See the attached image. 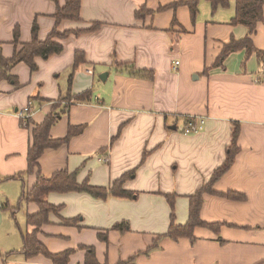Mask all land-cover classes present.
<instances>
[{"label": "crops", "instance_id": "obj_1", "mask_svg": "<svg viewBox=\"0 0 264 264\" xmlns=\"http://www.w3.org/2000/svg\"><path fill=\"white\" fill-rule=\"evenodd\" d=\"M66 1L0 0V51L6 59L32 41L35 22L41 41L55 28L61 34L73 32L62 40L60 55L36 60V72L20 63L11 70L17 83H0V179L27 170L34 125L27 128L22 120L43 123L67 92L75 53L81 51L87 63L75 74L72 95L90 91L92 100L62 103L58 111L64 113L51 137L64 139L71 126L84 131L69 144L45 151L41 172L46 178L61 170L77 172L80 183L87 180L109 189L126 173L135 172L123 185L135 198L100 200L84 193H52L46 200L61 211L42 227L40 241L52 253L74 250L69 264H85L82 247H93L99 264L130 259L134 263L129 264H264V63L254 55L244 71L245 52H237L227 58L224 69L203 75L223 45L248 34L246 27L230 24L236 0L215 12L208 1L200 0L195 25L187 7L144 20L135 17L143 6L156 11L181 0H81V21L57 26L53 16ZM174 18L179 25L173 26ZM96 22L98 30L75 34ZM253 42L264 52V24ZM115 63L154 71L155 79L128 77L117 72ZM30 102L32 111L22 118ZM187 117L205 119L203 129L184 134ZM233 122L241 124L240 153L215 191L237 192L245 201L206 196L201 219L220 224L219 233L197 228L194 241L163 238L146 254L171 225L166 195L176 196V224L187 223L190 198L225 161ZM35 181L31 176L25 183L32 188ZM22 185L0 182V264H51L43 257L25 260L12 212L2 209L5 203L11 208L18 204ZM37 212L35 204L27 205L25 223L27 214ZM67 220L76 222L66 225ZM121 222H128L129 233L112 230ZM32 230L26 225L25 231ZM100 233L108 236V243L99 239Z\"/></svg>", "mask_w": 264, "mask_h": 264}, {"label": "trees", "instance_id": "obj_2", "mask_svg": "<svg viewBox=\"0 0 264 264\" xmlns=\"http://www.w3.org/2000/svg\"><path fill=\"white\" fill-rule=\"evenodd\" d=\"M56 2V0H54ZM215 12L218 8L227 9L231 5V0H206ZM199 2L200 0H181L174 2L167 6H161L156 11H151L146 6L141 7L136 13L137 20H144L148 16H154L156 13L165 11L176 12L180 7H187L192 23L195 25L199 16ZM56 20L57 26L63 21H81V0H67L65 6H58L53 16ZM230 24L232 26H244L248 30V34L245 38L237 40L231 38L229 43L223 45L220 54L216 58L212 66L206 67L203 71V75L208 76L212 69H224L225 61L227 58L237 52H245V59L242 63V67L245 71L246 62L252 57L256 56L262 63H264V52L257 49L253 42L259 25L264 24V0H236L235 3V16L232 18ZM179 25L176 18H174L173 26ZM100 24L93 23L88 30H81L75 32L76 35H80L87 32H94L98 30ZM183 33L187 34L185 30ZM39 28L35 22L32 28V41L28 44H23L22 47L17 50L11 59L3 57L0 51V83L2 81H10L17 83V80L12 77L11 70L14 66L24 63L26 64L32 73L38 70L36 60L41 58L47 60L53 56L60 55L64 51L62 40H66L73 34L71 31H67L63 34L59 33L55 28L46 40L41 41L38 37ZM15 44L19 43V29H15ZM86 57L84 52L77 51L75 53V60L71 67L68 76V88L67 92L61 96L59 102L54 105L53 110L48 114L41 124H33L30 119L22 120L25 127L30 128L33 126L32 142L28 149L27 154V170L23 173H19L12 177L2 178L3 181H22V191L15 207H10L8 203L2 205L3 211L10 210L12 212L13 219H15L16 226L19 231V235L22 242L21 254L25 260H32L37 257H43L51 264H69L71 256L75 253L74 250H66L60 253H52L47 247L40 241L39 234L43 226L50 223V216L52 214L59 215L61 207L50 204L46 198L52 193L68 194V193H81L88 194L96 199L106 200L109 197L117 199H133L135 194L127 192L123 189L124 183L131 179L135 172H129L123 175L119 180L115 181L112 187H95L92 186L89 181L80 183L77 179V172L71 173L68 170H61L53 174L50 178H46L40 167V159L47 150H57L64 145L70 143V141L83 133L84 127L71 126L68 130L67 136L61 140H55L51 137V129L61 119L63 110L58 111L62 103L73 101L83 103L92 100V94L90 91L83 93L79 96L72 95V86L75 74L79 67L85 64ZM117 72L127 75L128 77L140 79L144 81L153 82L155 79V72L148 70H138L134 64H114ZM191 117H187L185 122ZM231 131V144L227 149L226 158L223 164L217 168L211 179L204 184L194 196L190 198L189 205V217L185 225L176 224V217L174 213L175 207V195H166V198L171 206V225L166 234L157 238L156 242L150 247L146 254L150 251L158 248V241L163 238H168L173 241H179L181 239L195 240V230L197 228H205L219 233L221 228L220 224L205 223L201 219V211L205 202L206 196L222 197L231 201L243 202L246 197L243 194L237 192L219 193L215 191V185L219 182L233 167L236 158L240 153L239 138L241 134V124L239 122L232 123ZM36 176L35 184L32 188H28L25 180L28 177ZM29 204H35L38 207L36 214L26 215V225L33 228L31 232L23 231L20 229L19 224L16 221V214ZM76 220L65 221L66 225L74 224ZM113 231L126 234L131 231L128 222H121L113 226ZM99 239L108 243V236L99 234ZM81 249L86 251L85 264H99L96 259L95 249L93 247H82ZM13 252L6 254L11 256ZM134 263V260L130 259L127 262H121L119 264Z\"/></svg>", "mask_w": 264, "mask_h": 264}, {"label": "built area", "instance_id": "obj_3", "mask_svg": "<svg viewBox=\"0 0 264 264\" xmlns=\"http://www.w3.org/2000/svg\"><path fill=\"white\" fill-rule=\"evenodd\" d=\"M32 106H33V102H30L28 108L23 113H21L20 116L22 118H24L25 116L29 117L32 111ZM204 125H205V119L203 118L198 119L191 117L189 120L186 121V124L181 129V131L184 134H197L203 129Z\"/></svg>", "mask_w": 264, "mask_h": 264}, {"label": "rangeland", "instance_id": "obj_4", "mask_svg": "<svg viewBox=\"0 0 264 264\" xmlns=\"http://www.w3.org/2000/svg\"><path fill=\"white\" fill-rule=\"evenodd\" d=\"M67 104H68V102H66L65 105L67 106ZM19 198H20V196H19ZM25 211H26V206H23V208L16 214L17 223L19 224L20 229H22L23 231H25V229H26L25 218L23 216L24 215L23 213ZM15 226H16V223H15ZM16 229H17V232L19 233L17 226H16Z\"/></svg>", "mask_w": 264, "mask_h": 264}, {"label": "water", "instance_id": "obj_5", "mask_svg": "<svg viewBox=\"0 0 264 264\" xmlns=\"http://www.w3.org/2000/svg\"><path fill=\"white\" fill-rule=\"evenodd\" d=\"M106 75H107V74H106ZM101 79L105 81V77H101ZM172 129H173V130H176V127L174 126V127H172Z\"/></svg>", "mask_w": 264, "mask_h": 264}]
</instances>
